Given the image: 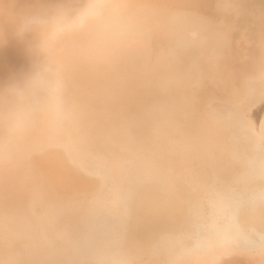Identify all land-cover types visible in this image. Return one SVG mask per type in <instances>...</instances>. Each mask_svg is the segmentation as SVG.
Wrapping results in <instances>:
<instances>
[{
  "label": "bare ground",
  "instance_id": "bare-ground-1",
  "mask_svg": "<svg viewBox=\"0 0 264 264\" xmlns=\"http://www.w3.org/2000/svg\"><path fill=\"white\" fill-rule=\"evenodd\" d=\"M124 222L264 264V0H0V264H99Z\"/></svg>",
  "mask_w": 264,
  "mask_h": 264
},
{
  "label": "rangeland",
  "instance_id": "rangeland-1",
  "mask_svg": "<svg viewBox=\"0 0 264 264\" xmlns=\"http://www.w3.org/2000/svg\"><path fill=\"white\" fill-rule=\"evenodd\" d=\"M180 180L186 183L185 179H180ZM184 190H185V187H184ZM124 226L125 227L122 228L121 231L116 233V237L112 239L111 244L107 240L101 243L102 245L101 252H103L106 257L102 258L99 264H112L111 262H109V258H108L110 254L111 255L117 254L118 256L121 257V259L118 261L119 262L118 264H124L127 260H130L131 262L133 261L135 263L142 262L141 264H160L164 260L167 261L171 254H175L179 252L183 248L185 241H187L188 239V229L182 226L178 228V230H175V232L169 231L170 236H171V241H172L170 249L160 248V247L157 249L155 246H153V244H151L150 251H145L139 254L132 253L131 251H129V249L123 250L122 248L125 242V236H126L127 230L130 229L131 224L130 222H124ZM193 227H194V231H192L191 233H194L195 235H197L198 226H193ZM99 231L103 232L105 230L101 229ZM83 254L84 252L82 251L81 259L79 260L77 258V262H78L77 264H95L96 263L95 261L89 260L88 257H84ZM124 258H126V260H124ZM142 259H146V260L142 261ZM26 262L28 263L27 257H26ZM66 264L68 263L66 262Z\"/></svg>",
  "mask_w": 264,
  "mask_h": 264
}]
</instances>
